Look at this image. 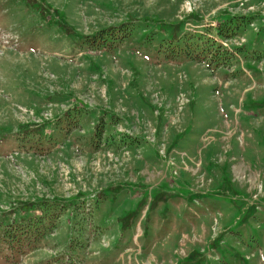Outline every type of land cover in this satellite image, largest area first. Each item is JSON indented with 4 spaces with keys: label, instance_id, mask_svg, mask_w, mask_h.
Masks as SVG:
<instances>
[{
    "label": "rangeland",
    "instance_id": "1",
    "mask_svg": "<svg viewBox=\"0 0 264 264\" xmlns=\"http://www.w3.org/2000/svg\"><path fill=\"white\" fill-rule=\"evenodd\" d=\"M126 246L264 264V0H0V264Z\"/></svg>",
    "mask_w": 264,
    "mask_h": 264
},
{
    "label": "crops",
    "instance_id": "2",
    "mask_svg": "<svg viewBox=\"0 0 264 264\" xmlns=\"http://www.w3.org/2000/svg\"><path fill=\"white\" fill-rule=\"evenodd\" d=\"M140 196V195H139ZM138 234L133 236L134 242L137 244L138 241ZM138 248V247H137ZM140 251V249L138 248L137 250H135L134 248H131V246H126L124 251L122 252V255L127 256L128 258L126 259L127 264H140L139 260H137V258H133V255L137 252ZM175 264V263H174Z\"/></svg>",
    "mask_w": 264,
    "mask_h": 264
}]
</instances>
